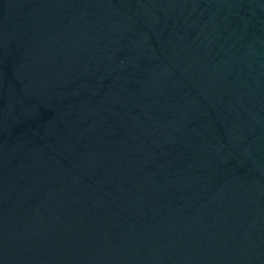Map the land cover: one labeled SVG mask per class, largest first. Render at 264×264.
<instances>
[{"label": "water", "instance_id": "95a60500", "mask_svg": "<svg viewBox=\"0 0 264 264\" xmlns=\"http://www.w3.org/2000/svg\"><path fill=\"white\" fill-rule=\"evenodd\" d=\"M0 264H264V0H0Z\"/></svg>", "mask_w": 264, "mask_h": 264}]
</instances>
